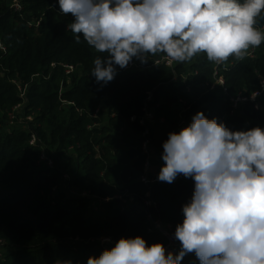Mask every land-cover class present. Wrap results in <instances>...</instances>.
Returning a JSON list of instances; mask_svg holds the SVG:
<instances>
[{
	"label": "trees",
	"instance_id": "1",
	"mask_svg": "<svg viewBox=\"0 0 264 264\" xmlns=\"http://www.w3.org/2000/svg\"><path fill=\"white\" fill-rule=\"evenodd\" d=\"M13 1L19 12L9 8ZM73 20L58 0H0V264H87L121 237L165 245L163 233L147 231L152 221L168 229L178 253L174 233L195 183L183 175L171 184L158 181L163 165L152 183H142V144L148 141L150 157H162L168 134L189 125L198 111L234 131L264 123V94L259 109L230 102L264 79V41L244 59L230 56L216 67L223 86L202 52L171 67H150L164 53L144 63L134 58L140 67H117L115 78L102 84L91 71L94 59L106 54L82 36L76 42L67 28ZM256 20L264 33V10ZM65 66L73 70L66 73ZM18 110L32 118L20 121L31 131L6 129ZM146 111L150 117L141 123ZM62 182L74 197L64 194ZM104 238L111 242L102 244ZM181 264L200 262L192 253Z\"/></svg>",
	"mask_w": 264,
	"mask_h": 264
},
{
	"label": "clouds",
	"instance_id": "2",
	"mask_svg": "<svg viewBox=\"0 0 264 264\" xmlns=\"http://www.w3.org/2000/svg\"><path fill=\"white\" fill-rule=\"evenodd\" d=\"M67 25L97 53L91 75L107 84L135 58L164 53L187 62L205 53L210 62L245 58L264 41L255 25L264 0H58ZM157 179L194 180L177 224V254L142 236L121 237L87 264H181L194 253L200 264H264V128L231 130L204 112L170 132Z\"/></svg>",
	"mask_w": 264,
	"mask_h": 264
},
{
	"label": "built area",
	"instance_id": "3",
	"mask_svg": "<svg viewBox=\"0 0 264 264\" xmlns=\"http://www.w3.org/2000/svg\"><path fill=\"white\" fill-rule=\"evenodd\" d=\"M259 31L263 32V28H258ZM175 61L171 60L169 57L164 56L159 60L154 61V63L152 64V66L150 67H155L157 65L160 64H164L168 67L173 66ZM215 63V70L213 72V74L215 75V80L216 83H218L219 85L223 86L224 85V80L223 77L220 75H216V67L218 65L221 64V62H214ZM140 67L136 61H131L130 64L124 68V70H129L132 68H138ZM66 68V73H70L73 69L71 66H65ZM146 68V67H143ZM21 89L19 88V91ZM264 94V79H260L259 81V87L251 92L250 94H243V93H239L233 97L230 98V102H231V106L232 108H238L240 105H243L245 103H251L254 105L255 109H259L260 105H259V98ZM20 96H23V92L20 94ZM98 111L96 110V113ZM147 117H150V114L148 113V111H146V113L144 114V116L140 119V122L143 123ZM147 132H145L144 134H146ZM30 144H34L35 143V136L32 135L31 139L29 140ZM148 141L145 140L142 144V151L144 154H146V160H145V169H146V173L141 175V177L139 178L140 181L144 184H149V181L147 180V173L150 171V151L147 147ZM41 159L42 160H46L47 158L45 157V154L42 153L41 155ZM47 164L50 166L51 162L50 160H47ZM148 195V194H147ZM83 196H86L85 194ZM145 204L146 205H150V201L149 200H145ZM148 232H161L164 234V236L167 239V243L164 245V247L166 248L167 251L173 252V254H176L178 251V246L175 243L173 237L171 236V234L169 233L168 229L166 227H164L160 222L158 221H152L149 225H148ZM111 241L109 239H102L101 243L102 244H108Z\"/></svg>",
	"mask_w": 264,
	"mask_h": 264
},
{
	"label": "rangeland",
	"instance_id": "4",
	"mask_svg": "<svg viewBox=\"0 0 264 264\" xmlns=\"http://www.w3.org/2000/svg\"><path fill=\"white\" fill-rule=\"evenodd\" d=\"M9 8L19 12L20 9H21V5L19 4V2L17 1H13L10 5H9ZM14 82V80H13ZM19 89V87H18ZM23 91H19V95L22 93ZM21 109V108H20ZM22 111L21 110H18V113H19V118L16 119V120H13L11 116H9L6 121H7V125H6V129H9V128H16V129H20V130H27V131H31L28 127L26 126H23L21 122H23L24 119L26 120H31L32 118L31 117H28V118H23L24 116H22ZM15 121H17V123H15ZM256 127H261V128H264V123L263 121L262 122H257V125ZM34 134V132H33ZM45 151V150H44ZM47 154L48 152L45 151ZM162 158L160 156H158L157 154H155L154 152L152 153L151 155V158H150V171L147 173V180L149 182H153V178L157 175L158 171H159V168L163 165L162 164ZM69 177V176H68ZM62 191L64 192V194L68 197V196H73L76 195L75 193H72L69 191V187H68V182H62L60 184ZM94 203V201L92 202V204Z\"/></svg>",
	"mask_w": 264,
	"mask_h": 264
},
{
	"label": "bare ground",
	"instance_id": "5",
	"mask_svg": "<svg viewBox=\"0 0 264 264\" xmlns=\"http://www.w3.org/2000/svg\"><path fill=\"white\" fill-rule=\"evenodd\" d=\"M22 88V87H21ZM237 94V93H236ZM15 123H17V122H15ZM26 131V130H25ZM97 205V204H96ZM96 212V211H95Z\"/></svg>",
	"mask_w": 264,
	"mask_h": 264
}]
</instances>
